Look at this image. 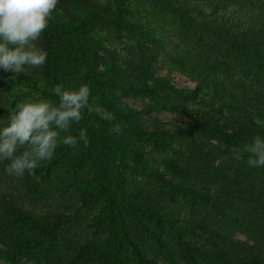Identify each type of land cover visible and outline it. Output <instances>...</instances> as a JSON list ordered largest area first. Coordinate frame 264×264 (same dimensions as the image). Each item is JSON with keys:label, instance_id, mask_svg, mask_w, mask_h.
I'll list each match as a JSON object with an SVG mask.
<instances>
[{"label": "trees", "instance_id": "trees-1", "mask_svg": "<svg viewBox=\"0 0 264 264\" xmlns=\"http://www.w3.org/2000/svg\"><path fill=\"white\" fill-rule=\"evenodd\" d=\"M35 43L42 68H0V128L56 85H88L113 119L85 110L70 134L89 145L32 175L0 161V264H264L245 151L264 139V0H59Z\"/></svg>", "mask_w": 264, "mask_h": 264}, {"label": "clouds", "instance_id": "clouds-1", "mask_svg": "<svg viewBox=\"0 0 264 264\" xmlns=\"http://www.w3.org/2000/svg\"><path fill=\"white\" fill-rule=\"evenodd\" d=\"M59 0H0V68L23 74L26 68H42L47 52L36 46V41L48 27L49 18ZM53 94L58 103L40 98L25 101L8 109L6 126L0 128V161H10L5 167L9 176L22 178L35 173L39 162L51 160L60 144L75 149L80 141L89 145L87 130L78 136L70 134L73 123L83 119L86 110L101 119L111 121L112 113L90 100L88 85L66 90L56 85ZM115 130H119L115 126ZM249 167H264V139L256 136L245 146ZM214 193V189H213Z\"/></svg>", "mask_w": 264, "mask_h": 264}, {"label": "rangeland", "instance_id": "rangeland-1", "mask_svg": "<svg viewBox=\"0 0 264 264\" xmlns=\"http://www.w3.org/2000/svg\"><path fill=\"white\" fill-rule=\"evenodd\" d=\"M158 74L160 76H165V75H169V78L171 80V82L177 87V88H181V89H193L194 88V84L185 76H182L178 73H172V74H167L165 69H161L159 70ZM165 118L170 119L172 118L171 116L165 115Z\"/></svg>", "mask_w": 264, "mask_h": 264}]
</instances>
